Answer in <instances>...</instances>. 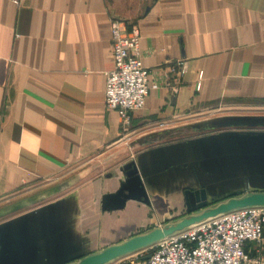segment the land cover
Segmentation results:
<instances>
[{
  "label": "crops",
  "instance_id": "1",
  "mask_svg": "<svg viewBox=\"0 0 264 264\" xmlns=\"http://www.w3.org/2000/svg\"><path fill=\"white\" fill-rule=\"evenodd\" d=\"M113 19L150 71L127 128L105 103ZM249 195L264 0H0V264H78ZM246 252L264 263V240Z\"/></svg>",
  "mask_w": 264,
  "mask_h": 264
},
{
  "label": "built area",
  "instance_id": "2",
  "mask_svg": "<svg viewBox=\"0 0 264 264\" xmlns=\"http://www.w3.org/2000/svg\"><path fill=\"white\" fill-rule=\"evenodd\" d=\"M114 67L106 75V106L119 113L124 127L133 115L145 108L150 92V71L140 50L141 32L136 26L127 29L111 21ZM178 78L186 74V62L178 64ZM199 87V86H198ZM160 228L162 226H159ZM264 240V208H250L222 214L188 230L166 238L152 247L142 259L126 264H264L251 260L246 252L249 243Z\"/></svg>",
  "mask_w": 264,
  "mask_h": 264
},
{
  "label": "water",
  "instance_id": "3",
  "mask_svg": "<svg viewBox=\"0 0 264 264\" xmlns=\"http://www.w3.org/2000/svg\"><path fill=\"white\" fill-rule=\"evenodd\" d=\"M250 208H264V195H249L231 199L226 203L213 207L209 210H206L205 212H201L200 214L186 218L180 222L174 223L173 225H165L164 227H161L162 229L155 230L152 233L137 238L121 247L110 249L101 253L100 255L86 259L80 262V264H106L111 260L120 258L126 254L135 251L137 252L143 250L144 248L151 247L154 244H158L166 238H170L188 230L197 223H202L222 214H228ZM150 234H155V236L151 239H142L148 237Z\"/></svg>",
  "mask_w": 264,
  "mask_h": 264
},
{
  "label": "rangeland",
  "instance_id": "4",
  "mask_svg": "<svg viewBox=\"0 0 264 264\" xmlns=\"http://www.w3.org/2000/svg\"><path fill=\"white\" fill-rule=\"evenodd\" d=\"M205 212V211H204ZM200 214V213H199ZM175 223H177V222H175ZM201 223V222H200ZM200 223H197V224H195V225H193L192 227H194V226H196V225H198V224H200ZM174 223H171V224H169V225H173ZM162 227H164V226H162ZM159 229H162V228H154L151 232H149V233H152L153 231H155V230H159ZM148 233V234H149ZM157 244H154L153 246H151V247H148V248H144L143 250H140V251H135V252H132V253H129V254H126V255H124V256H122V257H120V258H117V259H114V260H111L110 262H108V263H106V264H126V263H128V261H130V260H132V259H142L143 257L141 256V255H143L144 257L147 255L146 254V252L145 251H147V253L148 252H150L151 250V248L152 247H155ZM78 264H80V263H78Z\"/></svg>",
  "mask_w": 264,
  "mask_h": 264
},
{
  "label": "bare ground",
  "instance_id": "5",
  "mask_svg": "<svg viewBox=\"0 0 264 264\" xmlns=\"http://www.w3.org/2000/svg\"><path fill=\"white\" fill-rule=\"evenodd\" d=\"M155 236V234H150L148 237H145V238H142V239H145L146 240V238L147 239H151V238H153ZM143 241V240H142Z\"/></svg>",
  "mask_w": 264,
  "mask_h": 264
}]
</instances>
